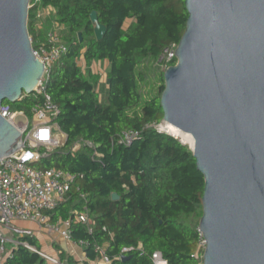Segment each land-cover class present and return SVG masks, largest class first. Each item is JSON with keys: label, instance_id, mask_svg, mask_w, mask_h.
<instances>
[{"label": "trees", "instance_id": "16d2710c", "mask_svg": "<svg viewBox=\"0 0 264 264\" xmlns=\"http://www.w3.org/2000/svg\"><path fill=\"white\" fill-rule=\"evenodd\" d=\"M29 5H33L27 19L32 47L39 46L33 37L37 11L47 8L53 11L52 26L62 30L55 34L67 47L45 84L46 94L58 106L54 123L65 141L39 167L76 177L64 202L47 215L52 225L69 222L71 242L85 245L82 262L56 247L58 260L93 264L106 258L109 264H152V254L159 252L167 264H202L194 253L204 178L191 150L153 128L130 146L118 143L123 132L163 120V74L176 60L160 59L184 33L188 16L184 0H30ZM93 11L106 28L101 41L95 39L89 20ZM92 63H105L104 74L94 75ZM101 78L106 87L102 100ZM22 96L13 106L31 117L42 97ZM80 141V148L71 151ZM82 213L88 214V225L79 221ZM189 218H195L194 224L187 222ZM17 240L40 250L32 236ZM8 253L2 264H47L23 246Z\"/></svg>", "mask_w": 264, "mask_h": 264}, {"label": "water", "instance_id": "95a60500", "mask_svg": "<svg viewBox=\"0 0 264 264\" xmlns=\"http://www.w3.org/2000/svg\"><path fill=\"white\" fill-rule=\"evenodd\" d=\"M29 3L0 0V107L32 95L43 75L27 31ZM184 4L160 105L162 121L192 137L204 178L202 264H264V0ZM89 20L101 41L106 28L94 11ZM21 147L20 133L0 117V158Z\"/></svg>", "mask_w": 264, "mask_h": 264}, {"label": "built area", "instance_id": "2783aa9c", "mask_svg": "<svg viewBox=\"0 0 264 264\" xmlns=\"http://www.w3.org/2000/svg\"><path fill=\"white\" fill-rule=\"evenodd\" d=\"M31 7L33 5H29V9ZM52 12L49 8L39 9L36 14V27L44 22L45 18L51 17ZM29 39L32 47V38L29 37ZM175 49L176 47L174 46L166 48L160 61L164 59V62L168 63L174 59ZM32 53L44 67L42 78L34 91L36 95L42 97V102L30 111L31 117L23 111H14L11 105L6 102L0 107V117L20 133L22 140V147L17 152L0 158V264L10 257V254L5 249L7 243H12L14 247L23 246L37 253L47 264H64L56 256L37 250L27 242L9 240L3 234L5 230L15 231L20 236H31L29 232L23 233L14 229L12 227L13 222L36 224L46 231H53L59 234L65 241L71 242L70 223L59 222L56 225H52L49 223L47 213L64 202L75 183L76 177L55 168L43 169L39 167L43 159L47 158L54 149L60 147V142L53 134L54 121L59 115V109L53 103L51 97L46 94L45 84L54 66L67 53V47L63 40L50 30L44 43H39L36 49L32 47ZM23 97H21V100ZM18 116H23L26 120L25 123H17L16 119ZM166 125L162 121L160 124L145 126L140 130L123 132L118 138V143L123 146H130L132 142L139 140L142 132L148 128H153L160 134H167L177 139L168 134L165 128ZM62 136L65 139L63 134ZM178 141L186 145L180 139ZM82 144V141L75 143L71 151L78 150ZM86 144L91 146L90 143ZM78 219L82 224L88 225L89 223L87 213L80 214ZM84 245L82 242L78 244L79 247ZM205 248L206 242L199 233L194 257L201 260V262ZM96 251L102 252L99 248H96ZM127 251L124 250V252ZM151 262L152 264H167L159 252L152 254ZM94 264H109V261L106 258H102Z\"/></svg>", "mask_w": 264, "mask_h": 264}, {"label": "rangeland", "instance_id": "374dc122", "mask_svg": "<svg viewBox=\"0 0 264 264\" xmlns=\"http://www.w3.org/2000/svg\"><path fill=\"white\" fill-rule=\"evenodd\" d=\"M52 25H53L52 19L51 18H48L47 21H44L42 23L41 29H38V30L35 29L34 36L33 37H35L37 39L38 43H44L46 41L47 34L49 33L50 30L53 31V32H55V33H58V34H62L61 33L62 30L56 29ZM81 67L83 69V72L85 73L87 70H86V68L84 66V63L81 64ZM105 70L106 69L104 67H102V63H101V67L98 66V65H96L95 63H92L91 70L90 71L94 75L100 76L101 74H103L105 72ZM85 76H86V74H85ZM101 80H104V79H101ZM151 81H153V80L151 79ZM143 92H144V94L145 93L147 94L149 92V88H145ZM104 96H105V92L100 91L99 92L100 100H102L104 98ZM10 105L13 106L15 104H13V105L10 104ZM13 110L14 111H20L17 108H15L14 106H13ZM25 121L26 120H25V118L23 116H18L17 119H16V122L17 123H19V122H24L25 123ZM53 134H54L55 138L60 142V147H61L63 145L65 139L62 136V134L60 133V131L58 130L56 124L53 126ZM177 140H178V138H177ZM185 144L187 146L189 145L187 143H185ZM187 222L188 223L190 222L191 224H194L195 218H192V219L189 218ZM12 227L14 229H16V230H19V231L23 232V233L24 232H29L32 235L36 232V230H35L36 227L34 225H32V224H29V223L13 222L12 223ZM44 231L47 232V235H49V233H55L53 231H46V230H44ZM3 234L6 237H13V236L20 235L19 233H15V231L10 232V231H6V230L3 232ZM50 240H52V239H50ZM9 246H10V244H7L5 246V249L8 248Z\"/></svg>", "mask_w": 264, "mask_h": 264}, {"label": "crops", "instance_id": "0c3cea01", "mask_svg": "<svg viewBox=\"0 0 264 264\" xmlns=\"http://www.w3.org/2000/svg\"><path fill=\"white\" fill-rule=\"evenodd\" d=\"M47 19L48 18H45L44 21H47ZM41 27H42V23L37 26V30L41 29ZM98 66L101 67V64H99ZM102 67H104L106 69L107 65L105 63H102ZM101 79H103V78H101ZM100 84H101V88H100L101 91L105 92L106 91L105 81L104 80H100ZM21 223H29V222H21ZM29 224H32V223H29ZM32 225H34L36 227V229H35L36 232L33 235L31 234V236L38 241L39 246H40V248H39L40 251L46 252V253H48V254H50L52 256H56L57 257V253L58 252L56 250L58 248L61 251H63L65 254L73 257L76 261L82 262L84 260L82 247H79V246L73 244L72 242L65 241L57 233H49V235H47V232H45L44 229L40 228L36 224H32ZM10 232H12V231H10ZM19 237H21V236L18 235V236L7 237V238L9 240L15 241ZM50 239H52V240H50ZM7 244H10V246L8 248H6V251L10 252L11 249L14 248V245L12 243H7Z\"/></svg>", "mask_w": 264, "mask_h": 264}, {"label": "bare ground", "instance_id": "6f19581e", "mask_svg": "<svg viewBox=\"0 0 264 264\" xmlns=\"http://www.w3.org/2000/svg\"><path fill=\"white\" fill-rule=\"evenodd\" d=\"M165 128L168 134L180 139L183 143L189 144L191 147L193 146V140L190 135L182 133L179 130H177L175 127L168 124L165 126Z\"/></svg>", "mask_w": 264, "mask_h": 264}]
</instances>
